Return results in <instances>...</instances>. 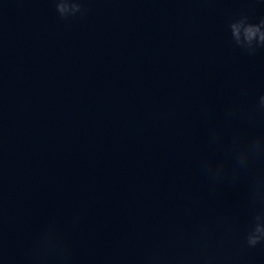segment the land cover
<instances>
[{"label": "clouds", "instance_id": "clouds-1", "mask_svg": "<svg viewBox=\"0 0 264 264\" xmlns=\"http://www.w3.org/2000/svg\"><path fill=\"white\" fill-rule=\"evenodd\" d=\"M94 0H50L57 20L84 21L95 9ZM211 5L215 0H191ZM249 7L224 19L228 48L254 60L264 53V14L255 5L264 0H244ZM201 8L199 11H206ZM186 33L197 34L193 20L182 24ZM249 90L239 88L223 106L217 122L212 106L204 101L199 116L207 128L205 150L197 161L204 179L207 198L216 200L226 190L240 192L234 210L218 211L210 218L200 217L189 225H178L157 237L138 254L100 258L96 264H244L250 254L264 250V93L248 102ZM174 113H161L169 118ZM203 198H190L185 215L194 216ZM246 217L243 227L238 216ZM82 222V212L74 209L67 221L59 214L49 215L31 236L21 264H76L71 234ZM4 258L0 244V259Z\"/></svg>", "mask_w": 264, "mask_h": 264}]
</instances>
